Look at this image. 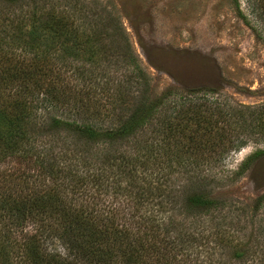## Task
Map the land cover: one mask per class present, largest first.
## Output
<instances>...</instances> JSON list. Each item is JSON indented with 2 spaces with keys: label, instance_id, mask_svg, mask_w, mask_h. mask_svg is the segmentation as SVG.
Wrapping results in <instances>:
<instances>
[{
  "label": "trees",
  "instance_id": "obj_1",
  "mask_svg": "<svg viewBox=\"0 0 264 264\" xmlns=\"http://www.w3.org/2000/svg\"><path fill=\"white\" fill-rule=\"evenodd\" d=\"M14 1L0 0V99L8 100V107L0 103V149L5 152H18V147L31 131L27 111L38 107L31 104L33 100L49 104H42L45 111L43 117L50 121L48 125H53L54 129L62 125L79 132L77 136L84 145L94 147L95 156L110 157L112 165L117 160L132 158L130 160L136 166L138 161H145L143 154L146 152L154 155L157 158V173L152 172L157 177L152 175L151 182L155 178H161L164 173L162 171L170 167L172 161H183L177 158L178 154L182 155L183 150L179 152L169 139L165 140V137L173 135V132L178 135V139L190 141L196 152L211 153V158L206 163L211 173H214L217 163L222 164L225 156L245 148L247 141L264 140V103L255 106L234 105L225 97L220 99L219 95H209L206 91L197 89L181 91L170 100L168 98L171 92L157 96L151 101L142 99L134 107H120V110H114V116L112 114L106 124L90 117V121L81 120L77 125L78 119L70 118L69 115L62 121L60 116L70 110H74L72 115L80 116V106L59 103H62L63 99L82 103L86 94L81 91L78 96L66 95V88L62 85L64 76L55 72L54 66L61 62L62 67H69L71 64L68 58L78 54L86 55L85 59H81L83 56L76 58L78 64L72 68L81 76L79 79L85 90L90 88L94 80L91 73L100 71L96 65L100 64L102 58L98 55L105 48L102 41L106 36L114 35L107 34L108 23L111 27L118 19L112 20L110 16L105 17L110 21L100 19L101 3L98 1L97 5L94 0H71L70 6L65 10L59 9V5L48 4L49 0H27L23 4H16ZM245 1L255 9L256 4L264 24V0ZM116 30H119V39L129 44L126 36L122 34L123 30ZM126 44L125 46H128ZM60 47L69 57L64 56L62 61L52 60L49 54L57 55V49ZM115 52L117 51L112 54ZM128 52L131 53L130 49ZM126 59L129 62L124 64L132 67L131 73L136 72L137 66L132 64L134 58L128 55L122 61ZM91 65L93 66L90 67ZM120 97L118 95L117 98ZM192 125H195V128H188ZM143 132L149 134L148 141L140 142L138 136ZM52 136L54 138L53 134ZM19 142L21 143L16 147ZM50 144L48 137L43 141L42 148ZM122 146L124 148L120 151ZM169 147L173 149V157L166 156L171 153ZM31 149L25 148L26 156L17 154L24 166L21 168L19 165L20 170H13L7 177L5 169L0 168V180L6 181L4 183L7 185L5 187L0 183V221L4 217L6 225L8 223L6 230L2 228V225H5L0 224L3 230L0 235V257L3 255L2 249L5 248L6 251L8 246L13 247L18 240L22 241L13 256L18 263L12 262L11 257L8 261L4 259L1 264H207L203 260H206L208 253L212 251L210 238L215 236V232L210 230L212 217L206 219L209 215L205 214L209 213V208L214 209L216 204L209 194L188 190L184 203L181 202L184 220H174L166 214V220L160 217L165 221L163 227H160L155 204L165 198L172 203L175 199L166 195L165 190L158 192L151 185L147 187L143 183L138 186L135 184V189L129 188L135 196L132 202L113 207L107 203L100 211H97L96 207H99V204L102 206L101 201H98V206L89 202L82 206L83 208L70 207V204L62 199L59 187L44 184V174H57H52L54 168L47 166L46 169L43 158H34ZM124 151L128 153L125 154ZM263 156L264 148L256 149L240 165L237 174L244 172L249 163ZM188 161L190 160L186 162ZM59 163L57 162L56 166ZM191 163L200 164L195 160H191ZM58 169L61 170V167ZM98 170L95 172L98 176L93 175L98 180L94 178L95 183H99L97 190H100L104 188V175L98 174ZM73 171L78 170H65L61 172V176L66 178L70 174L73 175ZM159 172L162 174L158 176ZM196 172L201 173L199 170ZM41 174L42 178L39 179ZM76 179L78 180V177ZM17 184H23L22 188H17ZM117 187L119 196H123L124 189ZM262 202L264 194L251 209L254 211ZM148 205V211L141 213L143 207ZM121 206L124 207L120 208ZM166 212L165 208L162 214ZM47 220L50 223L58 221L59 228L54 229V232L64 245L63 253H51L42 245L43 240L39 242L40 238L24 231L25 226L34 223L39 224L42 229H47L50 227L46 223ZM261 220L264 225V216ZM205 221H208V228L204 227ZM198 223H201V226ZM173 227L176 233L172 232ZM259 234L264 238V228L262 232L258 231ZM44 236L48 237L47 234ZM260 246L264 251L262 241ZM246 250L247 248H244L239 252L236 249L233 253L234 261L243 258V252ZM202 253L207 255L198 261ZM253 264H264V261L260 258Z\"/></svg>",
  "mask_w": 264,
  "mask_h": 264
},
{
  "label": "rangeland",
  "instance_id": "obj_2",
  "mask_svg": "<svg viewBox=\"0 0 264 264\" xmlns=\"http://www.w3.org/2000/svg\"><path fill=\"white\" fill-rule=\"evenodd\" d=\"M26 1L14 2L23 4ZM70 1L47 2L50 5H59V9L65 10L70 6ZM98 1L101 3L100 19L110 16V19H118V22L114 19L115 23L111 27L108 23L107 34L114 35L106 36L102 41L105 48L98 55L102 58L100 64L96 65L100 71L91 73L94 80L90 88L85 90L79 79L81 76L72 68L78 64L76 58L80 59L83 56L81 59H85L86 55L78 54L68 58L71 64H67L70 65L69 67H62L61 62L54 66L53 70L64 76L62 85L66 88L64 89L66 95L78 96L81 91L86 94L82 103L66 99L59 103L80 106V116L72 115L74 110H70L69 113L60 116L62 121H65V116L69 115L70 118L78 119L77 125L81 120L90 121V117L92 120L98 119L101 124H106L111 119V115L114 116L115 109L117 111L120 107H134L142 99L151 101L157 96L161 97L164 93L171 92L168 98L170 100L181 91L185 92L189 89L206 91L209 95L214 93L219 95L220 99L224 97L229 99L234 105L255 106L264 103V24L256 4L254 7L258 11L245 0H237V2L235 0H94L97 5ZM9 17L12 18V15ZM117 28H120V32L123 30L122 34L126 36L129 44L119 39ZM115 50L117 52L112 54ZM57 52V55L49 54L52 60L69 57L61 47ZM128 55L134 58L132 64L141 71L136 69V72L131 73L132 67L124 64L129 62L128 59L122 61ZM94 59L93 56V61ZM93 61L91 63H95ZM118 95L121 96L120 99L117 98ZM114 98H117L116 101H113ZM0 103L8 107V100L0 99ZM31 104L38 107L27 111L28 126L31 131L27 133L22 145L18 147L22 141L17 144L16 147L20 150L12 154L0 149V168H4L7 172L5 176L8 177L13 170H20L19 165L22 168L23 162L17 158V154L26 156L25 148L31 147L34 158L38 160L43 158L46 169L54 168L52 174H57H44V184L59 187L62 191L60 192L62 199L70 204V207L83 208L82 206L89 202L98 206V201H101L102 206L99 204V207H96L97 211H100L107 206V203L113 207L132 202L135 196L129 188L135 189V184L138 186L143 183L147 187L151 185L158 192L165 190L166 195L175 199L173 203L165 198L164 201L155 204L158 210L155 211L157 218L164 217L165 220L166 214L168 218L178 221L185 218L181 213V202L184 203L185 193L188 190L200 191L209 194L216 201L214 209L209 208V213L205 214L209 215L206 219L212 217L210 230L215 232V236L210 238L212 251L203 261L207 264L227 262L253 264L260 258L264 261V251L260 246V241L264 244V238L258 235V231L262 232L264 228L261 220L264 216V202L254 208V211L253 208L251 209L264 194V156L249 163L244 172L237 174L240 165L250 154L258 148H264V140L247 141L248 145L245 148L225 156L222 164L217 163L214 173H211L206 164L211 158V153L196 152L190 141L178 139V135L173 132V135L166 136L165 140L169 139L179 152L183 150L182 155H177V158L183 161H172L170 167L162 171L163 174L162 172L157 174L158 176L162 174L161 178L158 180L155 178L151 182L152 175L156 176L152 171L157 173L155 170L157 158L154 155L144 152L145 161H138L136 166L130 160L132 158L117 160L112 165L110 157L95 156L94 147L84 145L77 136L79 132L62 125L57 129L51 124L48 125L50 121L43 117L45 112L43 106L49 104L38 100H33ZM34 124L37 125L33 126ZM194 126L188 128H195ZM148 136V133H141L138 136L139 141H148ZM48 137L51 144L42 148L43 141ZM0 147H2L1 142ZM123 148L124 146L119 150ZM144 149L146 150V147ZM169 149L171 153L166 156L173 157L172 147ZM187 160H195L200 164H190V161L186 162ZM57 162H60L58 166H56ZM59 167L61 170L58 169ZM75 168L78 171H73V175L70 174L66 178L61 176L63 171ZM96 169L100 170L98 174L104 175L102 182L104 188L100 190H97L99 183L94 181L95 176H98L95 174ZM197 170L201 173L197 174ZM41 178L42 174L39 176V179ZM95 180L98 181L96 178ZM4 182L6 181L0 180V183L6 187ZM22 186L23 184L16 185L19 189ZM117 186H120V190L124 189L123 196H119ZM149 206H144L141 213L148 211ZM122 207L124 206L120 208ZM165 208L167 212L162 214ZM205 211L206 209L203 210ZM2 218L0 224L3 223L5 226L2 225V228L6 230L8 223L6 225L4 217ZM161 218L160 227H163L165 221ZM46 223L50 226L47 229H42L39 224L34 223L25 226L24 231L40 238L39 242L43 240L42 245L51 253H63L64 245L54 232V229L59 228L58 221L50 223L47 220ZM203 224L204 227H209L208 221ZM198 225L201 226V223ZM2 228L0 227V235L3 233ZM171 230L176 233L174 227ZM46 234L48 237L44 236ZM21 245L22 241L18 240L15 246H8L6 251L5 248L2 249L0 264L4 259L10 260L14 256L15 249ZM244 248L247 250L243 252V258L234 261L235 250L238 249L240 252ZM206 255V253L199 255L198 261ZM11 261L18 263L14 257Z\"/></svg>",
  "mask_w": 264,
  "mask_h": 264
}]
</instances>
